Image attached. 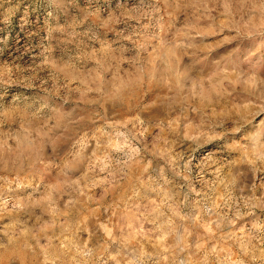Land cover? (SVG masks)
I'll use <instances>...</instances> for the list:
<instances>
[{"label":"rangeland","instance_id":"374dc122","mask_svg":"<svg viewBox=\"0 0 264 264\" xmlns=\"http://www.w3.org/2000/svg\"><path fill=\"white\" fill-rule=\"evenodd\" d=\"M0 264H264V0H0Z\"/></svg>","mask_w":264,"mask_h":264}]
</instances>
